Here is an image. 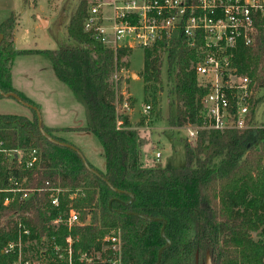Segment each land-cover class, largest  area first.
Returning a JSON list of instances; mask_svg holds the SVG:
<instances>
[{
	"label": "trees",
	"instance_id": "1",
	"mask_svg": "<svg viewBox=\"0 0 264 264\" xmlns=\"http://www.w3.org/2000/svg\"><path fill=\"white\" fill-rule=\"evenodd\" d=\"M88 4L89 0H80L67 25L75 44L39 51L48 55L57 77L85 108L86 125L75 129L93 132L103 147L105 171L89 164L121 191L89 170L76 150L48 140L40 130L36 110L33 118L0 113V138L5 147L24 152L22 161L0 154V264H13L14 256L5 255L3 248L17 237L22 225L31 230L25 256L43 260L42 264H68L54 250L55 244L64 250L69 235L74 239V264H84L79 261L80 251H101L108 256L103 248L113 229L121 230L123 264H155L166 243L161 234L163 221L127 212L167 220L165 233L171 244L163 251L161 264H206L208 257L213 264H264V116L258 113L262 107L264 110L263 32L254 44L240 45L234 59L238 71L252 77L262 89V94L252 97L250 110L254 121L258 118L262 125L224 131L200 128L195 139L184 142L182 164L156 162L149 166L141 160L144 139L125 111V102L130 107L133 103L130 98L125 100L118 87L123 81L120 72L131 66L133 50L105 47L84 30ZM16 16L12 13L0 23V88L17 92L24 101L38 106L12 84L13 60L21 52L13 41ZM165 53L176 104L170 125L203 126V98L208 89L193 66L198 59L195 49L182 40L146 49L140 75L145 94L151 93L158 105ZM117 73L116 85L111 77ZM43 128L54 138L69 142L56 134L60 128L44 123ZM32 149H38L41 160L27 168ZM13 178L35 189L28 199H21V192L6 190ZM50 187L62 189L59 207L51 205ZM130 193L134 195L131 202ZM7 197L12 201L5 204ZM70 208L79 213V223L71 229L64 223H52L58 214L65 218Z\"/></svg>",
	"mask_w": 264,
	"mask_h": 264
},
{
	"label": "built area",
	"instance_id": "2",
	"mask_svg": "<svg viewBox=\"0 0 264 264\" xmlns=\"http://www.w3.org/2000/svg\"><path fill=\"white\" fill-rule=\"evenodd\" d=\"M84 30L92 33L105 47L116 50L119 47L134 49L169 45L182 40L194 48L197 61L193 63L200 83L208 91L203 98L204 125L191 124L186 127L189 140L195 139L200 128L227 130L245 129L260 126L254 121L250 110L252 97L257 91V83L248 75L241 74L235 65L236 51L240 45L254 44L260 32L264 34V0H89ZM167 61V53L164 55ZM124 106L129 108L125 102ZM151 105L146 106V110ZM122 124V121H118ZM0 154L22 161V149L5 147L0 138ZM161 152H156L159 160ZM41 160L38 149H32L25 162L27 168H33ZM21 192V199H28L35 191L24 187L23 181L12 179V185L6 189ZM50 202L53 207L60 206V188L50 187ZM12 198L4 201L8 204ZM80 222V215L70 208L64 218L58 214L52 223L58 226L64 223L69 229ZM22 224H20L21 226ZM31 230L25 225L16 238L8 241L3 248L5 255H13V264H42L43 260L27 258L25 246ZM103 256L101 251H80L79 261L92 264L98 261L109 264H123L122 234L113 229L106 237ZM74 239L69 235L66 247L55 244V255L68 264H74Z\"/></svg>",
	"mask_w": 264,
	"mask_h": 264
},
{
	"label": "rangeland",
	"instance_id": "3",
	"mask_svg": "<svg viewBox=\"0 0 264 264\" xmlns=\"http://www.w3.org/2000/svg\"><path fill=\"white\" fill-rule=\"evenodd\" d=\"M79 2L80 0H28V2L25 0H0V22L12 13L16 14L18 18L15 26L17 38L15 48L21 52L14 57L12 67L14 78L18 84L20 82L29 83L30 88L44 93L54 89L59 97L57 94L59 91L52 79L55 82L61 81L57 78L48 55L39 50L56 49L76 43L69 38L67 25ZM22 50L33 51L24 52ZM132 50L131 66L128 70L120 72L123 81L118 87L124 94L125 100L130 98L129 102L133 103L129 108L125 107V111L130 115L132 127L137 130L138 135L145 142L141 151V160L149 166L156 162H161L164 166L168 164L180 165L185 158L184 142L189 139L186 127L171 126L169 122L176 114V104L175 95L171 91L174 79L167 72V61L164 60L162 88L158 93V105L155 106L150 96L151 93L145 94V82L140 76L145 62V50L142 47ZM28 72L32 73L29 82H27L26 76ZM117 78L118 73L111 77L116 85ZM260 94H262V89H257L255 96ZM0 100V112L32 114L31 118H33V109L16 98L0 97ZM52 100L54 101V99ZM148 104L151 105V109L146 110ZM40 111L42 114L41 108ZM258 113L259 116H264L263 107ZM78 123L85 124V119ZM56 134L77 146L88 161L99 170L105 171L106 165L102 163V160L105 161L103 147L93 132L69 129V131L56 132ZM157 151L161 152L160 161L156 159ZM253 235L257 237L256 233Z\"/></svg>",
	"mask_w": 264,
	"mask_h": 264
},
{
	"label": "crops",
	"instance_id": "4",
	"mask_svg": "<svg viewBox=\"0 0 264 264\" xmlns=\"http://www.w3.org/2000/svg\"><path fill=\"white\" fill-rule=\"evenodd\" d=\"M4 19H6V18H4ZM16 40H17V38L15 36V28H14V31H13L14 46H15ZM42 69H45V68H42ZM53 69H54V66H53ZM38 71H40V70H38ZM31 75H32L31 72H28L26 74L27 82H29L31 80ZM51 77H53V76H51ZM52 81L54 82L56 89L59 91V92H57L59 97H57L56 91L54 89L51 92L44 93L42 91L37 92L33 88H30L28 86L29 83H25V82L21 83L20 82L18 84L14 78V71L12 69L13 87L16 88L17 90L21 91L22 93H24L26 96H28L35 103L38 104L39 108L42 109V117H43V122L45 125H47L49 127H53V128H60L61 131H59V132L69 131V129H75L78 127L85 126L86 125V113H85V108H84L83 104L80 103L76 99V97H75L74 93L72 92V90L70 89V87L68 85H66L64 82H63L64 83L63 84V83H61L62 82L61 80H60L61 82H55L53 79H52ZM27 86L29 87V89ZM52 99H54V101ZM64 99H65V101H64ZM0 113H5V112H0ZM7 113H12V112H7ZM83 113H84V115H83ZM14 114H20V113H14ZM22 115H25V116L30 117V118L32 117V114H22ZM84 119H85V124L78 123ZM100 163H101V161H100ZM102 163L104 165H106V160L105 161L102 160Z\"/></svg>",
	"mask_w": 264,
	"mask_h": 264
},
{
	"label": "water",
	"instance_id": "5",
	"mask_svg": "<svg viewBox=\"0 0 264 264\" xmlns=\"http://www.w3.org/2000/svg\"><path fill=\"white\" fill-rule=\"evenodd\" d=\"M3 38V34H0V41L1 39ZM0 94L3 96V97H14L16 98L18 101L28 105L30 108L36 110L37 114H38V118H39V127H40V130L42 132V134L48 139L50 140L51 142L53 143H56V144H59V145H62V146H67V147H70V148H73L74 150H76L78 152V154L81 156L85 166L91 170L92 172H94L96 175H98L99 177L103 178L114 190H117V191H121L119 189H117L116 187H114L112 185V183L96 168L92 167L88 160L86 159L84 153L75 145L69 143V142H65V141H61V140H58L56 138H54L53 136H51L49 133H47L44 128H43V117H42V114H41V111H40V108L34 104H31V103H28L26 101L23 100V98L17 93V92H5L3 91L1 88H0ZM131 195V201H133L134 199V195L132 193H130ZM114 201V198L110 200L109 202V205L112 209V203ZM129 214H133V215H136V216H140V217H143L145 219H149V220H162L163 221V226H162V229H161V234L163 236V238L166 239V243L159 249L158 251V256H157V262L155 264H161V260H162V254H163V251L170 246L171 244V240L170 238L166 235L165 233V228H166V225H167V220L166 219H163V218H155V217H152V216H148V215H145V214H141V213H138V212H127ZM208 264H212L211 262V259L208 261Z\"/></svg>",
	"mask_w": 264,
	"mask_h": 264
},
{
	"label": "flooded vegetation",
	"instance_id": "6",
	"mask_svg": "<svg viewBox=\"0 0 264 264\" xmlns=\"http://www.w3.org/2000/svg\"><path fill=\"white\" fill-rule=\"evenodd\" d=\"M210 259H211L210 257L207 258L206 264H208V261H209ZM211 262H212V264H213L212 259H211Z\"/></svg>",
	"mask_w": 264,
	"mask_h": 264
}]
</instances>
